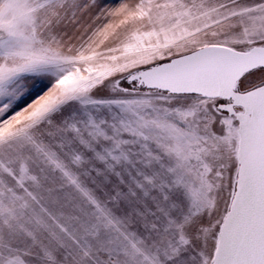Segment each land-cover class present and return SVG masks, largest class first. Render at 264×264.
Masks as SVG:
<instances>
[{
	"label": "snow or ice",
	"instance_id": "obj_1",
	"mask_svg": "<svg viewBox=\"0 0 264 264\" xmlns=\"http://www.w3.org/2000/svg\"><path fill=\"white\" fill-rule=\"evenodd\" d=\"M0 264H264V0H0Z\"/></svg>",
	"mask_w": 264,
	"mask_h": 264
}]
</instances>
